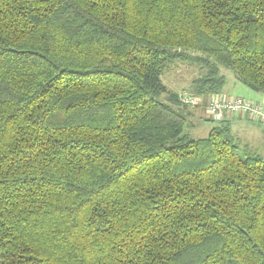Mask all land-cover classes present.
I'll list each match as a JSON object with an SVG mask.
<instances>
[{"label":"trees","instance_id":"obj_1","mask_svg":"<svg viewBox=\"0 0 264 264\" xmlns=\"http://www.w3.org/2000/svg\"><path fill=\"white\" fill-rule=\"evenodd\" d=\"M220 66L264 95V0H0V264H264V156L185 131Z\"/></svg>","mask_w":264,"mask_h":264},{"label":"rangeland","instance_id":"obj_2","mask_svg":"<svg viewBox=\"0 0 264 264\" xmlns=\"http://www.w3.org/2000/svg\"><path fill=\"white\" fill-rule=\"evenodd\" d=\"M199 65L200 64L194 63L193 60H191V62L177 63V64H174V66L171 65L173 67L170 68L168 71H166L163 75H161V79L164 82V84L172 91L179 93L180 90L187 89L189 92H193L194 94V89L192 87V81L193 79H195L202 73V70H201L202 68H200ZM220 72L225 75V78H226L225 85H227L228 87H231L232 82L234 81V77H235L234 71L224 66H220ZM225 85L223 87L224 89H225ZM239 85L244 87V89H246L245 87H247L242 83ZM230 90L232 94L235 92L234 90H237L236 91L237 93L235 94H238V95L236 96H241V97L243 96L240 93L242 91L238 90V87H233V88L231 87ZM219 93H222L227 96V93L225 91H219ZM207 98H208V94L204 95L203 97L200 96V98L194 97V103L191 104V106L189 107L187 106L188 107L187 109H189L190 111L192 110L194 114L196 112L198 113L196 116L197 121L200 122V119H202L204 123V124L201 123L199 125L194 124V126H196V128H199L201 132L198 129L190 130L189 132L188 131L189 129L186 128L185 131L187 130L186 132H188L191 136H193V134H195L194 136L199 137V138L205 136L207 134L206 127L214 124L213 121L208 118L205 112ZM178 99H179V95H178ZM261 103H264V101ZM204 105H205V108H204ZM256 150L257 152L264 153V145H262L260 149H256Z\"/></svg>","mask_w":264,"mask_h":264},{"label":"crops","instance_id":"obj_3","mask_svg":"<svg viewBox=\"0 0 264 264\" xmlns=\"http://www.w3.org/2000/svg\"><path fill=\"white\" fill-rule=\"evenodd\" d=\"M241 82L234 77V81L232 82L231 87H238V90H241L242 92H240L243 96L242 97H249L252 98L254 100H256L257 102H263L264 101V95L258 92H255L251 89H248L247 87H245L246 89H244V87H242ZM225 85V84H224ZM224 87V86H223ZM231 87H228L227 85H225V89L222 88V91H225L227 93V95H232L231 92ZM233 93L234 95L232 96H236L238 94L236 91ZM209 97V94H208ZM201 106V105H199ZM203 106V105H202ZM205 108V105H204ZM205 112L208 116V118L210 120L213 121V125H209L206 127V133H208L209 129L211 127H213L216 124H222V122L220 121H226L229 123V126L231 128V132L235 138L236 141H239L240 144L242 146L248 147L251 151L253 152H257L256 149H260L262 145H264V124L259 123L253 119H251L250 117H248L245 114H231L229 112H224L222 114V117L220 120H213L210 115L208 114L206 108H205ZM186 113H187V123L189 125V127L187 129H189L188 131L190 132V130H196L198 129L200 132L201 130L199 128H196V126H194V124H204L202 119H200V122L197 121L196 116H197V112L194 114L192 112V110L190 111L189 109H186ZM187 131V130H186ZM188 133V132H187ZM189 134V133H188ZM190 135V134H189ZM195 134H193L194 136ZM196 137V136H194ZM199 138V137H197ZM258 154L264 156L263 152H257Z\"/></svg>","mask_w":264,"mask_h":264},{"label":"built area","instance_id":"obj_4","mask_svg":"<svg viewBox=\"0 0 264 264\" xmlns=\"http://www.w3.org/2000/svg\"><path fill=\"white\" fill-rule=\"evenodd\" d=\"M194 97L187 92L180 94L179 99L183 104L194 103ZM190 104V105H191ZM206 110L213 120H220L226 111L231 114H245L251 119L264 124V103L250 102L238 97L226 96L222 93H215L207 98Z\"/></svg>","mask_w":264,"mask_h":264},{"label":"bare ground","instance_id":"obj_5","mask_svg":"<svg viewBox=\"0 0 264 264\" xmlns=\"http://www.w3.org/2000/svg\"><path fill=\"white\" fill-rule=\"evenodd\" d=\"M213 95H214V93L210 94L209 96H213ZM232 97H238V98H241V99H245V97H241V96H232Z\"/></svg>","mask_w":264,"mask_h":264}]
</instances>
